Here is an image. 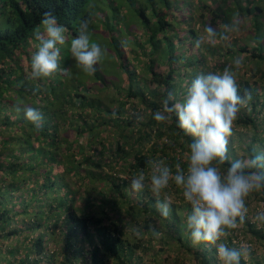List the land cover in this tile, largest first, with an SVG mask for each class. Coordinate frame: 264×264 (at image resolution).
<instances>
[{
  "label": "trees",
  "instance_id": "trees-1",
  "mask_svg": "<svg viewBox=\"0 0 264 264\" xmlns=\"http://www.w3.org/2000/svg\"><path fill=\"white\" fill-rule=\"evenodd\" d=\"M177 1L0 0V264H53L55 253H47L46 243L57 231L63 264H135L136 253L155 242L153 229L162 243L172 240L180 251L193 250L199 264H215L213 245L192 242L186 227L192 208L183 197V203L172 202L165 219L150 186L136 193L130 181L141 171L147 176L153 159L163 160L173 174L177 164L187 168L194 138L179 128L175 113L167 123L153 118L169 92L175 97L171 106L184 99L200 73H222L238 56L243 74L253 63L251 76L264 78V0H191L197 3L196 27L180 36L176 28L187 21L183 7L189 0ZM49 11L67 30L65 44L58 47L61 68L70 75L57 72L32 81L30 62L39 43L33 33ZM233 17L243 24L230 42L202 44L187 55L183 47L194 46L206 26L222 30ZM85 18L92 40L107 49L91 74L77 66L70 51ZM155 63H166V71L155 70ZM146 79L145 90L136 87ZM257 83L237 72L240 94L249 92L251 100L234 124L228 145L232 160L264 151V86ZM25 105L42 113L39 131L25 118ZM133 113L144 119L137 121ZM169 187L171 193L182 191L174 183ZM256 198L264 201V190ZM255 226L244 223L264 240V225ZM128 227L138 235L128 236ZM235 231L224 239L229 247H238Z\"/></svg>",
  "mask_w": 264,
  "mask_h": 264
},
{
  "label": "clouds",
  "instance_id": "clouds-1",
  "mask_svg": "<svg viewBox=\"0 0 264 264\" xmlns=\"http://www.w3.org/2000/svg\"><path fill=\"white\" fill-rule=\"evenodd\" d=\"M242 24L240 17H233L232 22L223 25L222 30L208 25L194 46L200 48L202 44L215 46L218 42H230L231 35ZM66 31L53 12L43 14L41 26L33 33L39 43L31 57L30 80L51 79L57 72L70 75L68 69L61 68L58 47L65 44ZM77 32L78 35L70 41L71 55L84 73H94L95 66L107 55V49L92 40L90 19H82ZM243 67L244 60L238 56L222 73H200L191 82L182 101L170 106V101H174L175 97L169 92L163 101L162 110L153 114L156 122L167 123L171 120V114L175 113L179 128L194 138L189 145L186 170L177 164L173 174V169L163 160L149 161L150 191L157 198L155 207L167 219L171 214L172 202L167 197L161 199L160 194L170 183L182 189L184 200L192 208L186 220L192 242L215 246L220 264H241L242 258L246 259L251 254L252 245L248 243L229 247L218 241L246 222L249 216L246 204L248 197L264 190V151L235 160L228 153L238 114L251 100L249 92L240 94L237 84V72ZM23 111L25 118L39 131L43 126L42 113L27 105L23 106ZM133 115L137 121L144 119L139 113ZM226 164L228 166L222 169L221 166ZM130 184L133 192H142L147 186L144 172L134 176ZM252 222L257 226L264 225V210L256 212ZM152 231L154 235H159L155 229Z\"/></svg>",
  "mask_w": 264,
  "mask_h": 264
},
{
  "label": "rangeland",
  "instance_id": "rangeland-1",
  "mask_svg": "<svg viewBox=\"0 0 264 264\" xmlns=\"http://www.w3.org/2000/svg\"><path fill=\"white\" fill-rule=\"evenodd\" d=\"M182 0H178V5L181 3ZM196 5L197 3H192L191 0H189L188 4H186L183 7V10L186 12V18L187 21L185 22L184 25H181L182 29H180L179 27L176 28L177 31V35H181V34H187V30L188 27H196L195 23H196ZM181 19H184L183 17H181ZM250 25V22L246 23V26L243 27L241 29L240 34H244L246 33V31H248L247 27ZM204 34V33H202ZM174 42H177V37H174ZM186 48L183 47V49H185V52L187 53V55H191L192 53L195 52L196 48L195 46H192L190 44H187V46H185ZM150 50H148L149 52ZM208 56V55H207ZM209 57V56H208ZM146 59V58H145ZM212 63V62H211ZM137 64V62H136ZM135 64V69L138 72L139 71V67L138 65ZM251 67H252V71H249V73L243 74L242 70L240 69L238 71L239 75L244 76V77H250L251 81H257V86L263 85L264 86V78L259 77V75L257 76H251V73L254 71L255 69V65L253 63H250ZM166 63H155L154 64V69L155 70H162V71H166ZM262 69H264V66H262ZM188 71V70H187ZM141 78H144L145 76L143 75L142 72H139ZM110 78H113L111 76V73L109 75ZM117 77H115L116 79ZM121 78V77H120ZM117 82H121L120 86H124L125 83L122 82V78L121 81ZM186 82L187 79L184 80L183 85L186 86ZM145 85L149 86V81L148 79H146L145 81H143V83H139L136 87H141V90H145ZM182 85V86H183ZM259 89V88H258ZM114 92V90H112ZM116 93V91H115ZM119 95V94H118ZM262 100V99H260ZM127 107L129 108V104H127ZM140 107H142V105H140ZM131 109H129V113H130ZM264 111V108H263ZM264 125V124H263ZM241 129V127L239 128ZM243 129V128H242ZM179 151V150H178ZM177 151V153H178ZM236 153L237 155H242V151L240 150V148H236ZM107 168L104 169V171H106ZM110 171V170H109ZM121 177H125V173L123 174L122 172L120 173ZM150 176H151V169L150 172L147 174V178H146V184L150 186ZM172 191V187H168L166 190H163L161 192L162 195H164L165 197H167L168 199L171 200V202H176L177 204L183 203L182 201V191H178L176 192L175 189H173ZM134 197V193L131 194ZM247 206L249 207V216L246 218V220H249L251 223L252 222V217L256 214V212L260 211V210H264V201L257 199L256 198V193H253L252 195H250L246 201ZM255 228H261V226H257L256 223H254ZM262 229V228H261ZM235 234L237 235V238L235 239L236 241H238V247L241 243H248L250 245H252V252L251 254L244 259L246 264H255L257 261H259L261 264H264V240H260L256 237H254V235L250 232L247 231V229L244 227V224L239 226L237 229H235ZM127 234L128 236L132 237L135 236L136 234L138 235L137 231H135V228H131L128 227L127 228ZM60 234L57 231L55 235H53L54 239L49 240L46 243V249H47V253L51 254V252L55 253L54 256V263L53 264H63L64 263V257H63V251H62V241L60 240ZM159 237L157 236L155 239V242L153 241L149 246L150 248L147 250H141L138 251L136 254L140 257L139 259H137L135 264H199V260L196 258L194 251H180L179 250V244L176 243L175 241H168V243H162L159 239ZM224 239L223 238L221 241H218V243H224ZM147 244V242H145ZM148 245V244H147ZM212 248H215V246H212ZM53 253V254H54ZM215 256V264H220V262L217 259V255L216 253L214 254ZM12 257V256H10ZM10 260V259H9ZM11 261V260H10ZM2 264H6V261H2Z\"/></svg>",
  "mask_w": 264,
  "mask_h": 264
}]
</instances>
